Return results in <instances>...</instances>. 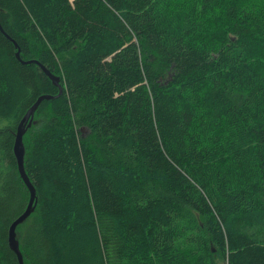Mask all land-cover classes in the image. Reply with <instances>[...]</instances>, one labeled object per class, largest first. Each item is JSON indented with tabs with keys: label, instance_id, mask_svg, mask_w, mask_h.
<instances>
[{
	"label": "trees",
	"instance_id": "obj_1",
	"mask_svg": "<svg viewBox=\"0 0 264 264\" xmlns=\"http://www.w3.org/2000/svg\"><path fill=\"white\" fill-rule=\"evenodd\" d=\"M45 96L24 264H264V0H0V264Z\"/></svg>",
	"mask_w": 264,
	"mask_h": 264
},
{
	"label": "water",
	"instance_id": "obj_2",
	"mask_svg": "<svg viewBox=\"0 0 264 264\" xmlns=\"http://www.w3.org/2000/svg\"><path fill=\"white\" fill-rule=\"evenodd\" d=\"M41 68L43 69L45 74L47 76H49V78L53 81V83L57 87H59L60 95H61L63 93V90H62V87L60 85V79L58 77H56L55 75L51 74L44 67H41ZM49 99H51V98L47 97V96L41 97L38 100V102L36 103V105L28 111V113L26 114L22 123L20 124V127L18 129V133L16 136V140H15L14 152H15V156H16L17 161H18L19 171H20L21 177L23 178L24 182L26 183L27 187L29 188L30 194H31L30 203H29V206H28L26 212L19 219H17V221L14 222V224L12 225V227L10 229V233H9L10 247H11L12 251L17 255V258H18V261L20 264H24V259H23L22 253L20 251V246H19V241L17 239L16 230H17L18 226L24 224L27 221V219L34 212L35 206H36V190L32 186V184L30 183L29 178L27 177V174L25 171V167H24L25 146L23 143V138L27 132L26 125H28V128H30L33 125L34 115H35L40 103L44 100H49ZM82 131L86 132V129L83 128Z\"/></svg>",
	"mask_w": 264,
	"mask_h": 264
}]
</instances>
